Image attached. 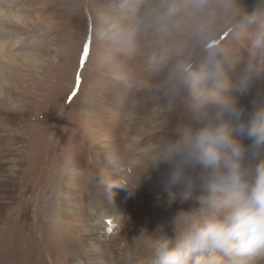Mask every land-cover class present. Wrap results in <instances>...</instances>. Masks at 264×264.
Wrapping results in <instances>:
<instances>
[{
	"label": "rangeland",
	"instance_id": "obj_1",
	"mask_svg": "<svg viewBox=\"0 0 264 264\" xmlns=\"http://www.w3.org/2000/svg\"><path fill=\"white\" fill-rule=\"evenodd\" d=\"M0 9L14 18L8 55L34 60L14 89H0V264L12 255V264H150V241L136 238L171 232L195 202L170 204L167 166L148 165L178 125L224 111L214 93L242 106L264 100V0H0ZM111 166L121 185L112 198L101 180ZM80 235L100 242L99 257Z\"/></svg>",
	"mask_w": 264,
	"mask_h": 264
},
{
	"label": "clouds",
	"instance_id": "obj_2",
	"mask_svg": "<svg viewBox=\"0 0 264 264\" xmlns=\"http://www.w3.org/2000/svg\"><path fill=\"white\" fill-rule=\"evenodd\" d=\"M172 11V10H170ZM214 118L180 124L148 165L168 172V202L194 201L178 211L172 231H143L150 264H264V100L229 104ZM106 195L121 185L101 178Z\"/></svg>",
	"mask_w": 264,
	"mask_h": 264
},
{
	"label": "bare ground",
	"instance_id": "obj_3",
	"mask_svg": "<svg viewBox=\"0 0 264 264\" xmlns=\"http://www.w3.org/2000/svg\"><path fill=\"white\" fill-rule=\"evenodd\" d=\"M2 14V15H1ZM0 15L3 16L5 19H2L0 17V89L2 90H6L8 89L9 92L12 90V88L14 89V87L11 85V82L13 80H15L17 77H19V74H20V70L22 71H25L27 72L28 74L30 73L29 70V65L33 64L34 60L32 59V57L30 58L29 56L27 55H21V58H20V61L17 60V58L13 55H8L10 54L9 52H11V49H13L15 46H16V43L15 41L9 39V35L11 36L12 33H10V30H8L9 28V25H11L13 27V25L15 26V24L12 23L13 19H12V13L9 12V11H3L0 9ZM12 19V21H11ZM17 19V18H16ZM4 20V21H3ZM8 20V21H6ZM1 21H2V24H1ZM16 21V20H15ZM14 37V36H13ZM5 39V40H4ZM7 39V40H6ZM7 52V53H6ZM36 65V64H35ZM32 67V66H31ZM25 73H23L24 75ZM26 78L28 79L29 77H26L25 76V79ZM23 79V78H22ZM30 80V79H29ZM28 80V81H29ZM27 81V82H28ZM3 92V91H2ZM3 97L6 96L5 93H3ZM2 98V96H1ZM1 100V99H0ZM132 128V127H131ZM134 131H137L136 128H132ZM139 130V129H138ZM109 177H111L112 179H114L117 175V172H116V168L115 166H111L109 168ZM114 181V180H113ZM163 195H165V193H163ZM166 199V198H165ZM164 199V200H165ZM162 200V199H161ZM167 201V200H166ZM164 202V201H163ZM164 206V208L166 209L167 205L162 204ZM145 206H143L142 204H140V212L142 214L145 213ZM99 220L100 221H103L104 219L99 216ZM41 226V224H39V227ZM40 233H42L41 231V228H38ZM35 230L37 229H34V230H31L32 233H30L31 235L29 236H32L33 237V234L35 233ZM93 230V229H92ZM30 231V230H29ZM88 232H92L90 230H84L82 231L83 234H85L86 236H88ZM93 233V232H92ZM24 235V233H23ZM22 236V235H21ZM38 237V236H37ZM22 238H27V235L26 237H22ZM37 239V238H36ZM30 240V239H29ZM74 240H76L78 242V244L82 245V247L86 250H89L91 255L95 258L99 257V253L102 252V246H99V247H96L98 245H101L100 242L97 240L94 244L95 247H93V245L90 244V242L83 238L82 235H80V237H77V239L75 238ZM73 240V241H74ZM95 240V239H94ZM22 241V239L20 240ZM75 241V242H76ZM18 242V241H17ZM13 243L11 245V249L13 250V246L15 248L18 247V245L20 243ZM45 241H43L41 239V243L39 242V244H44ZM73 243V242H72ZM21 246V245H20ZM1 248V247H0ZM41 249V247H40ZM6 252V251H5ZM8 252V251H7ZM11 254H13V252L11 251ZM10 254V255H11ZM29 256V255H28ZM10 257V256H9ZM12 258L9 259V262L7 264H12L14 262V259L16 258V255H12L11 256ZM32 258V257H31ZM29 258V259H31ZM27 261V260H26ZM31 261V260H30ZM6 260H5V264H6ZM25 262V261H24ZM27 264V263H25ZM30 264V262H29ZM120 264H129L127 261H122L120 262ZM134 264V263H133Z\"/></svg>",
	"mask_w": 264,
	"mask_h": 264
},
{
	"label": "snow or ice",
	"instance_id": "obj_4",
	"mask_svg": "<svg viewBox=\"0 0 264 264\" xmlns=\"http://www.w3.org/2000/svg\"><path fill=\"white\" fill-rule=\"evenodd\" d=\"M89 49H90V41H89V43L85 44V58H86V54L89 51ZM77 81H78L77 89H76V91L73 92V94H72L73 96H75L76 92L79 90L80 77H77Z\"/></svg>",
	"mask_w": 264,
	"mask_h": 264
}]
</instances>
